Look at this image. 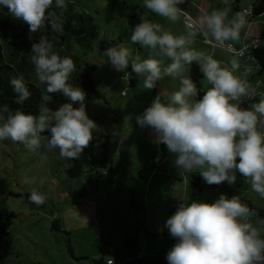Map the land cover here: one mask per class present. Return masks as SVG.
I'll list each match as a JSON object with an SVG mask.
<instances>
[{
  "label": "clouds",
  "instance_id": "clouds-1",
  "mask_svg": "<svg viewBox=\"0 0 264 264\" xmlns=\"http://www.w3.org/2000/svg\"><path fill=\"white\" fill-rule=\"evenodd\" d=\"M185 3L187 0H143V7L156 16L172 22L184 16L183 34L173 35L145 15L131 33L132 44L150 49L171 63L165 66L162 59L151 55L144 60L139 55L133 57L123 44L106 48L104 56L118 72L125 73L131 65L132 72L143 78V87L148 90L166 77L179 80L178 90L161 92L136 117L138 125L150 128L156 142L166 145L175 156L174 165L179 171L191 173L199 169L209 185H233L239 173L250 183L251 190L264 198V94L249 108L240 106L244 98H255L256 91L247 79L251 69L245 66L243 72L239 71V56L249 46L244 45L238 52L234 48L242 41V31L247 39L250 10L235 12L229 19L230 0H222L224 7L192 19L180 7ZM54 4L56 9L67 8L66 0H0V6L27 24L30 33L48 26L53 33L63 35V13L50 11ZM192 6H196L195 0ZM198 35L205 44L232 53L228 64L222 66L213 54L193 48ZM30 59L36 79L46 86L47 93H62L72 103L63 104L56 111L41 106L38 116L19 110L12 113L4 105L0 109V141L22 144L29 151L42 148L43 159L57 151L62 159L78 158L93 140L97 125L86 113L85 91L68 82L76 70L74 61L55 52L53 43L44 36L32 45ZM194 62L210 85L202 99H193L199 90L185 75L186 66ZM11 85L18 94L15 103L23 104L31 95L24 76H13ZM121 94L126 95L127 89ZM162 95L167 96L166 101H162ZM76 102L80 103L79 108L73 107ZM45 131H50L51 136L41 135ZM24 182L34 183L35 178L26 177ZM28 199L39 207L47 195L34 189ZM257 215L238 196L229 199L222 194L211 204L180 203L165 224L177 240L167 254L168 264H264V219H254ZM107 264H112V260L108 259Z\"/></svg>",
  "mask_w": 264,
  "mask_h": 264
},
{
  "label": "rangeland",
  "instance_id": "rangeland-1",
  "mask_svg": "<svg viewBox=\"0 0 264 264\" xmlns=\"http://www.w3.org/2000/svg\"><path fill=\"white\" fill-rule=\"evenodd\" d=\"M74 1L78 3L77 11L92 15L99 27V37L90 45L72 44L73 54L81 59L78 66H98L94 73V92L83 89L86 113L97 127L90 145L72 160L60 158L58 151L43 159L42 148L29 151L22 144L0 141V226H5L13 238L5 264H95L96 260L109 258L118 264H131L130 251L124 244L135 237L134 250L139 256L164 254L169 251V246L174 247L172 237L164 233L166 221L173 215L172 209L148 201L155 197L154 201L158 202L157 199L163 200L165 195L155 185L157 177L149 193L153 170L144 172L148 160L157 171L163 168L159 162L162 159L160 146H156L160 157L149 158L153 152L152 143L157 142L152 130L141 128L136 117L150 107L161 92L170 94L178 90L179 80L166 77L158 81L154 89H145L143 78L132 72L131 65L125 73L116 71L108 63L104 50L112 41L121 39V44L129 48L133 57L139 55L144 60L151 55L155 59H164L166 66L171 63L168 58L132 44L131 33L141 22L142 15L153 23H160L173 35L183 34L185 28L147 11L143 0ZM195 3L196 6L209 4L210 12L224 7L222 0H195ZM251 3L252 0H230L229 19L237 12V6L241 11L250 9ZM253 22L252 34L260 36L264 30V14L254 18ZM192 47L196 50L204 48L199 41ZM222 53L225 55L220 58L223 66L232 55ZM191 66H186L185 73L190 78ZM255 73V80L262 83L264 90V71L259 73L255 69ZM135 79L136 86H133L131 81ZM204 80L205 77L200 79L203 92L210 87ZM254 84H251L252 88ZM125 88L127 94L122 95ZM47 98L45 95V100ZM161 99L166 101L167 96L162 95ZM80 106L79 102L73 104L74 108ZM105 137L108 142H104ZM26 177L35 178V182L25 183ZM142 177L144 179H140ZM233 186L232 193L225 192L229 199L232 198L230 194L245 197L264 210V198L253 192L243 177H237ZM34 189L47 195L44 208L38 211L25 202L27 194ZM200 191L198 188L197 193ZM201 196L203 198L196 201L205 203V195ZM141 197L148 202H143ZM146 229L154 235H148ZM106 249L108 252L104 254Z\"/></svg>",
  "mask_w": 264,
  "mask_h": 264
},
{
  "label": "trees",
  "instance_id": "trees-1",
  "mask_svg": "<svg viewBox=\"0 0 264 264\" xmlns=\"http://www.w3.org/2000/svg\"><path fill=\"white\" fill-rule=\"evenodd\" d=\"M67 8L60 10L53 6L50 11H56L58 15L62 14L64 21V33L58 35L51 31V28L45 26L36 33H30L29 26L21 20L15 19L8 11L7 8L0 6V109L4 105H8L12 113L17 110L23 111L25 114L39 115L40 107L46 106L52 111H56L61 105L70 103L71 101L65 97L62 93L49 94L46 91L45 85H40L39 82H35V66L31 63V50L34 43H38L41 36L46 37L53 43V50L60 56L71 57L74 64H77L76 70L69 77V83L73 87H79L81 89L94 92V73L98 70L97 65H86V67L78 66L81 59L73 54L72 44L74 42L90 45L95 39L99 37V27L95 22V18L88 14L77 11L78 3L74 0H67ZM252 17L254 18L264 14V0H252L251 3ZM236 11H240L236 8ZM261 46L255 50L256 66L259 72L264 71V30L261 34ZM122 40H114L110 43V47L121 44ZM74 45V44H73ZM228 53V52H227ZM230 54V53H229ZM232 55V54H230ZM22 74L24 76V82L30 92V97L23 103H15V99L18 94L15 92L11 85V79L13 76ZM204 77V74L200 71V66L195 62L191 66V78L198 88V96L196 99H202L204 92L201 90L200 79ZM38 81V80H37ZM137 80H132L131 85L136 86ZM45 95L48 98L45 100ZM252 103H257L256 100L243 102L240 106L242 108H249ZM6 115V114H5ZM3 121H0L2 124ZM43 135L51 136L50 131H45ZM108 142V138L105 137ZM161 154L164 159H175V156L170 153L167 146L159 143ZM107 149V144H104ZM237 177H242L237 173ZM221 185H216V198L219 199V190ZM41 192V191H40ZM27 194L25 202L31 205V209L41 210L44 208L45 203L41 206H36L29 202V196ZM241 202L246 204L250 209L257 212L259 219H264V210L255 206L251 201L245 197L240 198ZM210 202V204H211ZM136 237L132 238L129 242H126L124 246L130 251L131 264H167V258L162 255L156 256H139L135 253L134 245ZM175 241V238L173 239ZM176 242V241H175ZM13 244V238L11 232H9L5 226H0V264H5L7 257L10 255V251ZM108 250L104 251V254ZM117 264L118 262L113 259ZM108 259L96 260L95 264H107Z\"/></svg>",
  "mask_w": 264,
  "mask_h": 264
},
{
  "label": "crops",
  "instance_id": "crops-1",
  "mask_svg": "<svg viewBox=\"0 0 264 264\" xmlns=\"http://www.w3.org/2000/svg\"><path fill=\"white\" fill-rule=\"evenodd\" d=\"M180 7L182 9H184L192 19H195V18H197L203 14L210 13V10H211V6L209 4L203 5L202 3H199V4H197V6L193 7L192 6V0H187V3H185L184 5H180ZM237 7L239 8V6H237ZM153 14L156 16L155 13H153ZM247 19H248L251 27H250V29L246 30L248 32L247 39L243 38L244 32L241 33L242 41H241V43L236 44V46H238V47L242 46V44L245 42H251L254 40H260L262 43L261 35L255 36L252 34L253 26L255 25V22L251 21L249 16L247 17ZM174 23H175V25L177 24V26H180L181 28H185V17L181 16L180 19ZM163 25L165 26L166 23H164ZM198 41L204 47L203 50H201V48H199L198 50L204 51L206 49L208 53L213 54L215 59L222 61L220 59L222 57V54H223L222 52H226V51H223V50L218 49V48H213L211 45L205 44L203 42V37L202 38H196L195 42H198ZM223 56H225V55L223 54ZM162 60L164 61V59H162ZM244 65L251 66L253 69L252 72L249 74V77L247 79H248L250 86H251V84L255 83L254 84L255 86L253 88L255 89L256 94L258 96L256 101L259 102L261 94H264V90L261 87L262 83L257 82V80H255L256 75H257L255 73V69H257V68H255V63H245ZM242 66H241V69H242ZM259 73H262V72H259ZM258 83H260L261 86H257ZM259 87H261V88H259ZM257 88H259V89H257ZM146 136H148V133H146ZM158 144H159L158 142L156 144L152 143L153 152L149 156V158H151L152 160L154 158L160 157L158 152H156V146ZM174 160L175 159H172V160L164 159L162 156V159H161V161L159 160V162H160V167H163V168L159 171H157L155 168H153V165L151 164L150 160H148V163L145 165L142 162V164L145 166L144 167L145 173L147 171L150 173L153 170V173L151 174L150 189H148L149 193L152 191V189H151L152 182L156 177L157 178H156L155 185L159 186L161 193H162V191L165 192V195L162 196L163 200L157 199L158 202H156V201H154L156 198L151 197L148 200V201H150L149 203H151V204L157 203L160 206L169 207L170 209H172L173 215L177 211L180 203L186 202V203L190 204L192 201H196L197 199L203 198L201 195H205L204 196V198L206 199L205 203L210 204L211 200L216 198V188H214L216 185L207 184L206 181L203 179V177L199 174V171H200L199 169H196L191 173L179 171L174 165ZM149 176H150V174H149ZM146 177H147V175L145 176V179H146ZM140 179H144V178L142 177ZM219 185H221V187H220L218 196H221L222 194L226 195V193H228V194L232 193V191L234 190V188H233L234 186L229 185L228 182H224V183L219 184ZM198 188H201V191L199 193H197ZM142 189H143V191L146 190V184H145L144 188H142ZM132 190L134 191L135 189L133 188ZM133 195L136 196L135 192H133ZM230 197H233V196L230 194ZM141 199L143 200V202H148V201H145L143 197H141ZM134 202H135V199H134ZM254 219H259V218H254ZM145 231L148 235H154L153 233L151 234V232H149L147 229ZM164 233H169V230L168 229L164 230ZM167 235H170V233ZM173 239L174 238L172 237L173 244L175 245L177 243V240L175 239V241H176L175 242ZM172 248H171V246H169V251ZM169 251L164 253L165 256L169 253ZM160 253H163V252H158L157 255H159ZM164 254H160V255H164ZM151 256H154V254H151Z\"/></svg>",
  "mask_w": 264,
  "mask_h": 264
},
{
  "label": "built area",
  "instance_id": "built-area-1",
  "mask_svg": "<svg viewBox=\"0 0 264 264\" xmlns=\"http://www.w3.org/2000/svg\"><path fill=\"white\" fill-rule=\"evenodd\" d=\"M250 14L248 15L249 17H252V9L250 8ZM244 45H248L249 47L247 48V50L241 55L239 56V60H241V66L242 69L240 70V72L244 71L245 66H247L248 68L251 69L250 73L252 72V67L248 66V65H244L245 63H256V58H255V50H257L260 46H261V41L260 40H254L251 42H245L242 44V46L238 47L236 45H234L235 50L238 52ZM232 54V53H230ZM255 68H257L256 64H255ZM249 73V74H250ZM239 74V73H237ZM249 77V75L247 76V78ZM257 86H261L260 83L257 84ZM257 94L255 96V98L249 100L247 98H244V102H248V101H253L257 99ZM217 199L213 200L211 203H214ZM112 260V259H111ZM112 264H117L114 260H112Z\"/></svg>",
  "mask_w": 264,
  "mask_h": 264
}]
</instances>
